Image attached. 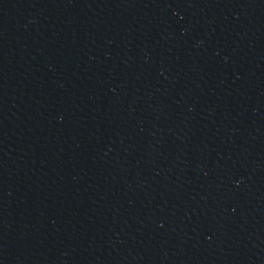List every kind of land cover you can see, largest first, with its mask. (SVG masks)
Masks as SVG:
<instances>
[{
    "label": "water",
    "instance_id": "95a60500",
    "mask_svg": "<svg viewBox=\"0 0 264 264\" xmlns=\"http://www.w3.org/2000/svg\"><path fill=\"white\" fill-rule=\"evenodd\" d=\"M0 264H264V0H0Z\"/></svg>",
    "mask_w": 264,
    "mask_h": 264
}]
</instances>
